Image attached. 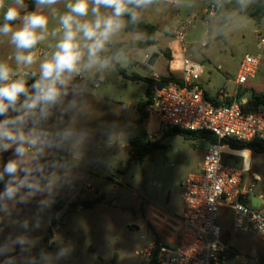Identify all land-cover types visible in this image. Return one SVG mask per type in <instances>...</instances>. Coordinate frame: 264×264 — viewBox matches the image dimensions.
<instances>
[{
	"label": "rangeland",
	"instance_id": "1",
	"mask_svg": "<svg viewBox=\"0 0 264 264\" xmlns=\"http://www.w3.org/2000/svg\"><path fill=\"white\" fill-rule=\"evenodd\" d=\"M66 3L67 0H60L52 8L63 13L67 10ZM208 4V0H180L179 5H171L160 0L144 6L137 11L136 20L143 19L157 26L159 46L130 50L117 59L119 66L128 76L151 78L154 73L153 77L167 76L170 59L165 53L177 59L181 57L173 28L190 15L202 16ZM52 8L41 9L49 17V33L59 27L58 15H53ZM102 11L110 13L111 10ZM260 27L264 32V20L258 24L236 14L225 29L226 41L220 38L218 17L198 18L187 27L186 56L203 67L200 84L211 97H222V92L230 94L236 90L234 82L246 55H261L262 62L255 77L241 87V97L251 99L253 93L264 95ZM3 37L10 39V36ZM59 38V33L49 35L36 46V53L43 52V56L37 55L36 63L40 64L46 54L50 55ZM143 38L123 27L110 41ZM11 46L15 54V46L12 43ZM154 52L160 57L150 67L148 62ZM81 73L85 77L78 90H74V96L69 101L64 96L40 123L61 147L52 145L34 152L30 159H37L33 160L36 165L27 161L25 166L35 169L32 178L37 181L38 190L25 186L13 199H0V264H143L140 253L148 242L159 238L169 246L179 244L184 183L190 174L199 170L208 141L188 140L173 134L148 112L144 129L161 147L143 161L134 159L127 129L139 118L138 104L146 100L148 83L125 78L110 62L103 69ZM64 129H72L74 135L69 139L60 138L58 134ZM96 137L104 138L97 140ZM111 149L115 152H110ZM230 150L227 148L223 155L225 162L241 165L243 159L230 154ZM235 153L246 157L249 168L243 184L252 187L254 194L264 200V153L251 151L249 167L248 152ZM11 155L13 151L0 155V171L13 158ZM8 180V175L0 179V194ZM57 198L61 208L57 209L52 224V208ZM96 198L102 201L91 209L74 208L71 204ZM219 223L226 232L228 244L238 253L237 259L227 264H262L264 245L259 238L234 233L229 213H221ZM21 239L23 243L18 242Z\"/></svg>",
	"mask_w": 264,
	"mask_h": 264
},
{
	"label": "built area",
	"instance_id": "2",
	"mask_svg": "<svg viewBox=\"0 0 264 264\" xmlns=\"http://www.w3.org/2000/svg\"><path fill=\"white\" fill-rule=\"evenodd\" d=\"M168 4L179 5L180 0H166ZM220 0L209 2L202 16L193 14L184 21L177 22L173 35L179 45L181 57L170 59L169 74L180 80L156 87L149 112L155 115L168 130L175 129L208 132L217 137V142H208L197 172L188 176L184 183V210L180 217L182 224L179 244L169 246L162 242L150 241L140 253L143 264H227L235 260L238 253L226 240V232L219 223V215L231 214L232 230L236 234L253 235L264 245V200L254 194L252 187L243 184L246 157L233 150L230 154L242 158L241 167L229 165L224 160L225 140L239 144L258 143L264 146V105L255 104L251 99L239 97L241 87L257 74L262 56L246 55L241 62L237 78L236 92L222 104H213L205 97L200 86L203 67L190 60L185 45V30L198 18H216ZM258 32L259 45L264 47V32ZM43 56L42 51L36 53ZM22 70H25L21 68ZM28 83L39 75L25 70ZM85 74H78L82 80ZM153 79L158 80L155 76ZM98 87V84H95ZM229 103V105H227ZM12 115V114H10ZM4 117H0L2 120ZM248 152L249 157L251 152ZM258 197L260 202L252 204Z\"/></svg>",
	"mask_w": 264,
	"mask_h": 264
},
{
	"label": "clouds",
	"instance_id": "3",
	"mask_svg": "<svg viewBox=\"0 0 264 264\" xmlns=\"http://www.w3.org/2000/svg\"><path fill=\"white\" fill-rule=\"evenodd\" d=\"M59 2L36 0L37 10L22 16L24 0H13L3 11L0 36H10L16 49L17 68L0 61V117H4L0 120V150L13 149L14 153L0 171V179L5 175L9 177L0 199H13L25 186L38 190L37 181L32 178L35 169L30 170L25 165L34 152L52 146L53 135L40 126L41 121L46 120L51 109L62 102L74 76L108 65V60L100 56L105 45L125 26V15L135 20V9L150 4L151 0H67V10L63 13L52 8ZM43 8H52L53 15H58L59 27L51 33L48 30L49 17L41 11ZM4 9L5 0H0V10ZM18 20L21 23L14 25L13 22ZM57 33L60 38L52 46L54 50L50 55L46 54L40 62L39 78L31 84L30 91L25 79L29 73L20 66L30 69L37 62L36 46ZM58 135L69 139L74 132L64 129ZM22 172L24 176L21 178Z\"/></svg>",
	"mask_w": 264,
	"mask_h": 264
},
{
	"label": "trees",
	"instance_id": "4",
	"mask_svg": "<svg viewBox=\"0 0 264 264\" xmlns=\"http://www.w3.org/2000/svg\"><path fill=\"white\" fill-rule=\"evenodd\" d=\"M158 1L160 0H151L150 4H155ZM208 1L215 2L218 0ZM24 6L25 9L21 11V14L28 11H35L37 8L36 0H24ZM143 7L144 6L136 8L135 11L137 12ZM236 14L247 16L250 19L254 20L256 23L260 24L264 20V0H220V9L217 17L220 21V38L224 41H226V37L224 34L225 29ZM124 20V28L126 31L133 34L142 35L144 38L133 39L125 42L109 41L105 45V49L100 53V56L107 59L108 62L112 63L124 75L125 78L133 81L144 80L148 83L146 100L138 104L139 118L135 120V122L127 129V139L128 143L131 146V155L134 159L143 161L152 153V151L161 147L157 140L152 141L151 136L144 129L145 120L149 116V106L153 101L154 90L156 87H163L170 82H177L179 84L181 82L172 74H168L167 76L161 77L158 80L149 77H141L138 75H126L124 69L121 68L117 63V59L123 55L128 54L129 51L133 49H148L150 47H158L159 41L156 37V34L158 32V28L156 25L145 22L143 19L133 20L129 15H125ZM2 23L3 21H0V24ZM13 23L15 25L17 21H14ZM165 56L168 59H172V54L170 55L169 52L165 53ZM131 63H134V61H131ZM205 97L211 103L218 105V103H216L215 101L216 98H209L207 92H205ZM239 97H241V94H239ZM252 99L255 101V104L264 105L263 94L253 93ZM227 101H232V99H227ZM172 133L178 134L188 140L204 139L208 142H217V137L208 132L175 129L172 130ZM222 144L229 145L232 150H249L250 152L252 151L255 153H264V146L258 143L239 144L233 140H225L222 142ZM234 166L241 167L242 165H240V163H237ZM101 201L102 200L96 198L92 201L77 200L71 204L74 208L83 207L86 209H91ZM58 202H60V198H57L56 205L52 208V224H54L55 222V215L58 213L57 209L61 208V205L57 204ZM156 241L158 242L159 238H157ZM112 264H115V262H113ZM262 264H264V259L262 261Z\"/></svg>",
	"mask_w": 264,
	"mask_h": 264
},
{
	"label": "crops",
	"instance_id": "5",
	"mask_svg": "<svg viewBox=\"0 0 264 264\" xmlns=\"http://www.w3.org/2000/svg\"><path fill=\"white\" fill-rule=\"evenodd\" d=\"M13 3V0H5V9L4 10H0V21H3V11H6V8L9 6V5H11ZM25 9V6H23L22 8H21V11L22 10H24ZM25 13H27V12H24L23 14H25ZM23 14H22V16H23ZM19 20L17 21V23L15 24V25H18L19 24ZM261 28V27H260ZM260 28H259V30H260ZM41 57V56H40ZM0 61H4V62H7L11 67H13L14 69H16L17 68V64H16V61H15V54L13 53V51H12V46H11V41H10V39H8V38H5V37H3V36H1L0 37ZM21 68L23 67V66H20ZM30 71H32V72H34L35 74H37V75H39V64L38 63H35L34 65H32V67L29 69ZM154 74H156V73H154ZM154 74L152 75V77L151 78H153V76H154ZM38 79V78H37ZM27 80V79H26ZM81 81L82 80H78L77 79V75L76 76H74L73 77V79L70 81V83H69V85H68V87H67V89H66V91H67V95H65L66 96V99L69 101V99L71 98V97H73L74 96V90H78V87H79V85H80V83H81ZM28 82V81H27ZM34 82V81H33ZM33 82H30V83H28V87H31V84L33 83ZM199 84H200V81H199ZM201 86H202V84H200ZM236 86V85H235ZM202 88H203V86H202ZM203 90L205 91V92H207V94L209 95V98H213V97H211V95H210V93L206 90V89H204L203 88ZM236 92V90H234L232 93H230V94H227V93H224V92H222V94H223V96L222 97H215L216 98V103H218V104H222V103H224V102H227V99H230V98H228V97H230L231 95H233L234 93ZM240 94H242V92H241V90H240ZM80 97L81 98H84V95L83 94H81L80 95ZM100 98V100L101 99H106L105 97L103 98V97H99ZM21 99H23V97L21 98ZM9 114H12V115H15V113L14 112H10ZM100 138H104V137H96V139L98 140V139H100ZM52 145H54V146H58V147H61V145H59V144H56L55 142H53L52 143ZM13 148H14V146H13ZM230 150V149H229ZM13 151V149H9L8 151H0V155H2V154H5V153H11ZM231 151V150H230ZM110 152H115V150L114 149H111L110 150ZM11 156H13V155H11ZM33 160H35V161H37V159H33ZM32 159H29L28 161H33ZM35 161H33L34 163H35ZM33 163V164H34ZM35 165H36V163H35ZM256 175V177H258L259 178V176L257 175V174H255ZM159 241L160 242H162L160 239H159ZM163 243V242H162Z\"/></svg>",
	"mask_w": 264,
	"mask_h": 264
},
{
	"label": "water",
	"instance_id": "6",
	"mask_svg": "<svg viewBox=\"0 0 264 264\" xmlns=\"http://www.w3.org/2000/svg\"><path fill=\"white\" fill-rule=\"evenodd\" d=\"M160 57V54L158 52H154L152 54V56L149 59L148 65L150 67H153L155 65V63L157 62L158 58ZM227 105H229V103H227ZM260 202V199H258V197H254L252 199V204L256 205V203L258 204Z\"/></svg>",
	"mask_w": 264,
	"mask_h": 264
},
{
	"label": "bare ground",
	"instance_id": "7",
	"mask_svg": "<svg viewBox=\"0 0 264 264\" xmlns=\"http://www.w3.org/2000/svg\"><path fill=\"white\" fill-rule=\"evenodd\" d=\"M227 148H224V150L226 151Z\"/></svg>",
	"mask_w": 264,
	"mask_h": 264
}]
</instances>
